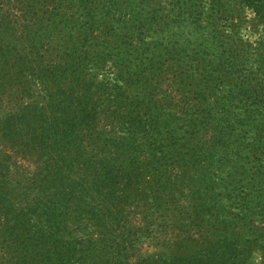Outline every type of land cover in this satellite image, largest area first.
I'll list each match as a JSON object with an SVG mask.
<instances>
[{"label":"trees","instance_id":"16d2710c","mask_svg":"<svg viewBox=\"0 0 264 264\" xmlns=\"http://www.w3.org/2000/svg\"><path fill=\"white\" fill-rule=\"evenodd\" d=\"M32 2L0 0V264H264V46L232 1Z\"/></svg>","mask_w":264,"mask_h":264},{"label":"rangeland","instance_id":"374dc122","mask_svg":"<svg viewBox=\"0 0 264 264\" xmlns=\"http://www.w3.org/2000/svg\"><path fill=\"white\" fill-rule=\"evenodd\" d=\"M25 3H27L28 5L34 6L30 13L31 16L33 14H39L40 16H44L46 15L45 13V8L43 4H34L32 2V0H23ZM225 3L226 2H230L231 6H230V10H232L233 12V18H239V20H241V25H242V29L248 30L249 33H247V38H250L251 40L255 41V42H259L264 46V25L261 21V17L257 15V13L254 12V9H251L249 7H247V5L242 2V0H224ZM228 2V3H229ZM242 2V3H241ZM228 6V4L226 5ZM77 6H73L68 12L67 14L64 15V20H66V17L72 18L74 12L77 11ZM229 9V7H228ZM261 15L263 14L262 12L260 13ZM225 15H223V18ZM243 18V19H242ZM49 21H54V19L52 17L48 18ZM221 22L226 24V21L221 19ZM31 26L33 27H37V26H42V25H38L34 20L32 22H29ZM56 26L60 27V20H56L55 23ZM62 25H64V23H62ZM42 27H49V26H42ZM255 257H256V264L259 261V258L261 257V254L259 252L255 253Z\"/></svg>","mask_w":264,"mask_h":264}]
</instances>
